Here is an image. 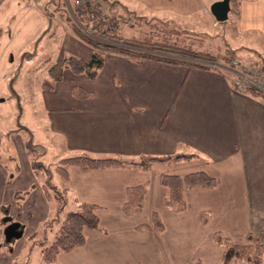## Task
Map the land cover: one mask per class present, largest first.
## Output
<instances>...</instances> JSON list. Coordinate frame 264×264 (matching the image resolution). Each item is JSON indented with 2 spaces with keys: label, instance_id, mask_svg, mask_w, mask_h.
<instances>
[{
  "label": "crops",
  "instance_id": "obj_1",
  "mask_svg": "<svg viewBox=\"0 0 264 264\" xmlns=\"http://www.w3.org/2000/svg\"><path fill=\"white\" fill-rule=\"evenodd\" d=\"M215 1L144 4L153 5L156 15L179 22L196 16L201 19L210 13L209 4ZM6 2L0 0V7ZM239 5V14L235 10L229 13L233 31L227 49L236 53L241 47L264 49V0H240ZM238 31L248 35L239 44ZM80 43L87 48V55L80 57L89 59L93 48L82 40ZM243 51H239L240 57ZM104 59L95 78L65 69L54 89L43 88L47 94L44 136L59 137L57 149L50 137L52 143H47L46 152L56 151L61 158L85 152L93 157L119 158L127 164L89 171L71 165L66 184L56 173L59 185L54 171V183L68 187V200L74 209L79 202L100 206L101 227L86 228L85 243L59 253L58 262L224 264V237L244 243L249 232H264V96L238 89L231 68L221 63L195 67L154 59L139 61L117 53H106ZM66 77L76 81L64 83ZM75 86L91 94L77 96ZM21 143L18 157H11V166L0 155V264H16L21 246V242L17 248L4 245L3 216L13 218L7 225L21 221L22 215L32 216L34 203L40 202L43 209L51 197L43 188L46 175L42 183L37 182L38 173ZM186 153L199 157L154 162L148 170L131 165ZM197 171L216 177L219 184L184 189V211L167 207L170 188L161 183V175ZM141 184L147 188L143 210L127 215L123 206L129 200L128 188ZM27 189L29 193L19 205L15 196ZM155 212L164 225L162 231L137 228L151 223Z\"/></svg>",
  "mask_w": 264,
  "mask_h": 264
},
{
  "label": "rangeland",
  "instance_id": "obj_2",
  "mask_svg": "<svg viewBox=\"0 0 264 264\" xmlns=\"http://www.w3.org/2000/svg\"><path fill=\"white\" fill-rule=\"evenodd\" d=\"M153 1L157 3L159 0H100L105 13L102 18L106 17V20L103 18L105 21L98 28L137 41H164L218 55L232 51L227 49L231 41L229 35L233 31L230 18L218 21L211 13V4L210 13H204L201 19L196 16L175 22L156 15L153 5L146 7L144 4H151ZM236 1L231 0L230 11L234 4L239 9L240 1ZM206 11L208 9H204ZM76 13L75 0H7L0 7V97L4 98L0 101V155L9 166L12 165L11 157H18L22 141L26 150L27 146L39 150L38 160L41 162L55 167L61 158L56 151H45L48 149L47 143H52V134L44 136L46 128L43 117L46 113L47 94L42 84L49 78L48 70L54 62L69 54L83 57L87 55L84 52L87 48L80 43L81 39L71 28V19L77 21L89 34H94V30L85 23H80ZM246 36L248 35L238 31L237 44ZM242 49L244 57H240L239 51ZM263 51L260 47L258 50L241 47L237 49V53L233 51L232 54L239 62L238 69L247 65L264 71ZM221 64L233 65L231 61ZM74 81L76 78L66 77L64 83L71 84ZM15 129L18 130L11 131ZM52 139L57 149L58 135H53ZM13 153L16 155H11ZM56 173L55 171L54 181L59 185L60 179ZM36 177L39 183L45 180L43 172ZM28 193L27 189L16 194L15 199L19 205L24 194ZM52 193L43 209L38 206L40 202L34 203L31 217L25 218L22 215L19 218L21 221L14 220L20 222L21 229H24L21 237H14L9 242L3 241L5 246L9 244L13 247L21 242L16 264H44L41 243L52 241L65 214L74 209L69 201L57 217L60 201ZM6 217L13 219L8 214L3 216ZM3 224L6 228L7 222ZM260 236L264 240L263 235Z\"/></svg>",
  "mask_w": 264,
  "mask_h": 264
},
{
  "label": "trees",
  "instance_id": "obj_3",
  "mask_svg": "<svg viewBox=\"0 0 264 264\" xmlns=\"http://www.w3.org/2000/svg\"><path fill=\"white\" fill-rule=\"evenodd\" d=\"M232 9L239 14L237 4H234ZM76 14L80 23H85V25L92 28L94 34H89L84 31L82 26L79 25L77 21H73V19H71V28L79 39L93 48V53L89 59L69 54L54 62L48 70L49 78H46L43 81L42 86L45 89H54L56 83L63 79L65 69H70L75 74L83 73L89 78H95L105 63L104 55L106 53H117L135 58L139 61L144 59H154L172 64H187L188 66L195 67H212L207 63H223L231 61L234 58L232 54L233 51L227 54L218 55L184 45L166 43L164 41H137L93 26V23H90L92 21H90L86 11L77 10ZM249 92L254 95L264 96L255 89H252ZM73 93L77 96L83 97L91 94L90 91L83 87L76 86L73 88ZM17 130L18 129L11 131ZM27 152L31 155V164L35 173L43 172V174L46 175L43 188L47 196H51L53 194L52 192H54L57 200L60 201L57 217L60 216L69 200L67 193L68 187L64 186L63 188H60L54 183V171L59 173L63 182L66 184L69 180V166L71 165H76L84 171L107 167L127 166V164L119 158L93 157L89 153L84 152L62 157L58 160L55 167H53L51 164H46L38 160L40 152L33 146H27ZM196 157H199V155L195 153L179 154L173 159L152 157L146 162H133L131 165L148 170L149 166L154 162L171 163ZM161 183L170 188V197L166 199V206L173 211L181 212L186 209V202L183 196L184 189L196 186L216 187L219 184V181L216 177L211 176L206 172L197 171L186 175L162 174ZM146 192L147 188L143 184L128 188L129 200L125 202L123 206L125 214L135 215L143 210L144 196ZM99 208L100 206L95 203L79 202L75 209L70 210L65 214L52 241L50 243H41L44 264H60L57 260L59 253L71 251L85 243L84 230L86 228L96 230L101 228L100 217L97 213ZM137 228L141 230L156 229L162 231L164 225L159 215L155 212L152 215L151 223L140 224ZM263 234L264 232L262 230L261 235ZM222 242L225 245V251L223 254L224 264H239L243 261L247 264H263L264 240L261 239L259 234L249 232L244 243H236L228 237H224ZM197 264H202V262H198Z\"/></svg>",
  "mask_w": 264,
  "mask_h": 264
},
{
  "label": "built area",
  "instance_id": "obj_4",
  "mask_svg": "<svg viewBox=\"0 0 264 264\" xmlns=\"http://www.w3.org/2000/svg\"><path fill=\"white\" fill-rule=\"evenodd\" d=\"M76 7L78 11H86L90 18V21L96 26H101L106 17L102 18V14H105L102 10L100 0H75ZM233 65L228 67L234 72L233 83L241 90L250 91L255 89L264 95V71L261 69H255L250 66L244 65L239 69L237 64H239L236 58L231 60ZM212 66H217L218 63H208Z\"/></svg>",
  "mask_w": 264,
  "mask_h": 264
},
{
  "label": "water",
  "instance_id": "obj_5",
  "mask_svg": "<svg viewBox=\"0 0 264 264\" xmlns=\"http://www.w3.org/2000/svg\"><path fill=\"white\" fill-rule=\"evenodd\" d=\"M231 0H217L211 4V12L214 14L218 21H225L229 17L231 10ZM4 98L0 97V101ZM5 221H11L10 217L4 218ZM5 238L10 241L14 237H21L23 230L21 229V223L17 221L9 222L4 230Z\"/></svg>",
  "mask_w": 264,
  "mask_h": 264
}]
</instances>
